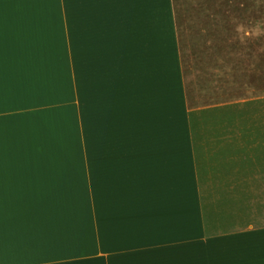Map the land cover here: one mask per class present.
Wrapping results in <instances>:
<instances>
[{
  "label": "crops",
  "instance_id": "crops-1",
  "mask_svg": "<svg viewBox=\"0 0 264 264\" xmlns=\"http://www.w3.org/2000/svg\"><path fill=\"white\" fill-rule=\"evenodd\" d=\"M261 5L0 0V264H264Z\"/></svg>",
  "mask_w": 264,
  "mask_h": 264
},
{
  "label": "rangeland",
  "instance_id": "rangeland-1",
  "mask_svg": "<svg viewBox=\"0 0 264 264\" xmlns=\"http://www.w3.org/2000/svg\"><path fill=\"white\" fill-rule=\"evenodd\" d=\"M257 10V14H259V12H263L264 10V6H257L256 8ZM256 13V12H255ZM261 19H263L261 17ZM256 26V24H255ZM241 28L247 29V23H243L241 24ZM199 27L197 28H192L191 31V45L190 48L192 50L193 53L191 58H190V63H187L188 60H185V74L186 76L189 75L191 76V78L193 80H197V86H193V87H187L186 86V90L188 91V94L190 96H192L193 100L200 99L199 104H194V105H198V107H204V105H207V98L209 99V105H215L216 103H218L217 98H218V94L220 93L217 89L216 86V75H215V70L212 71H203V70H199L197 67V61L199 60V49L203 48L205 51H207L209 54L212 53L213 49L215 51V44H216V39L211 38V35H209L208 37L206 35L201 36L200 33L198 32ZM201 29V28H200ZM208 32L212 31L213 27H208ZM206 29V30H207ZM251 30V29H250ZM260 45V43L258 44V46ZM208 47V48H207ZM183 50H185V46L182 47ZM184 59V55L182 56ZM194 61V64H191ZM262 62V61H261ZM188 65L191 67H188ZM254 70H250V71H242L241 73L244 74V76H247L249 78V81L254 84V87L259 88L258 85L259 84H264V67H263V63H261V65L258 63V61H256V63L254 64ZM192 69V70H191ZM246 77V78H247ZM203 83L207 84L206 87H204ZM250 89H253V86H250ZM247 87L243 86V91H241V97H243L244 99L247 98ZM206 92V95L203 96ZM251 94V93H250ZM243 99V100H244ZM242 103V102H241ZM201 104V105H200ZM203 105V106H202ZM257 109L260 108V110H262L263 105L262 103L256 105ZM210 110V109H209ZM262 112V111H261Z\"/></svg>",
  "mask_w": 264,
  "mask_h": 264
},
{
  "label": "clouds",
  "instance_id": "clouds-1",
  "mask_svg": "<svg viewBox=\"0 0 264 264\" xmlns=\"http://www.w3.org/2000/svg\"><path fill=\"white\" fill-rule=\"evenodd\" d=\"M240 31L244 32V36H250V35H264V26L261 25H256L255 28L252 30V32H247L245 31L243 28L240 29ZM241 39L243 40L244 37H241Z\"/></svg>",
  "mask_w": 264,
  "mask_h": 264
}]
</instances>
